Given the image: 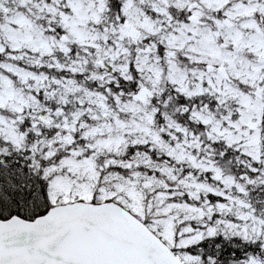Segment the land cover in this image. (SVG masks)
Wrapping results in <instances>:
<instances>
[{
    "label": "snow or ice",
    "instance_id": "1",
    "mask_svg": "<svg viewBox=\"0 0 264 264\" xmlns=\"http://www.w3.org/2000/svg\"><path fill=\"white\" fill-rule=\"evenodd\" d=\"M0 264H264V0H0Z\"/></svg>",
    "mask_w": 264,
    "mask_h": 264
}]
</instances>
